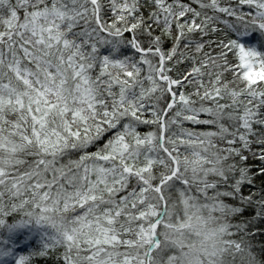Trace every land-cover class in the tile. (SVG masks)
<instances>
[{
  "label": "snow or ice",
  "instance_id": "snow-or-ice-1",
  "mask_svg": "<svg viewBox=\"0 0 264 264\" xmlns=\"http://www.w3.org/2000/svg\"><path fill=\"white\" fill-rule=\"evenodd\" d=\"M188 230L264 264V0H0V264H199Z\"/></svg>",
  "mask_w": 264,
  "mask_h": 264
},
{
  "label": "rangeland",
  "instance_id": "rangeland-1",
  "mask_svg": "<svg viewBox=\"0 0 264 264\" xmlns=\"http://www.w3.org/2000/svg\"><path fill=\"white\" fill-rule=\"evenodd\" d=\"M259 71L260 70L258 68L249 69L251 78L256 79L259 75ZM213 227L214 226H211L210 223H208L206 226L200 227L198 231L202 233H211V230ZM26 230H28V228ZM183 238L186 244H191L193 246L190 250L186 249L187 251H190L193 260H199V264H205L208 257L205 251L202 249V244L208 249V251H211V246L213 244V241L212 240H202V237L197 234V231H193V230L186 231L184 233ZM26 239L27 241L31 242L32 236L29 235ZM216 244L219 246V242Z\"/></svg>",
  "mask_w": 264,
  "mask_h": 264
},
{
  "label": "trees",
  "instance_id": "trees-1",
  "mask_svg": "<svg viewBox=\"0 0 264 264\" xmlns=\"http://www.w3.org/2000/svg\"><path fill=\"white\" fill-rule=\"evenodd\" d=\"M210 225L211 226H214L213 225V222L209 221ZM26 228L23 229V231L27 232L28 230H26ZM32 236V241H31V244L34 246V247H39L42 245L43 243V240L41 239L42 237V233H39V232H33L32 234H30ZM222 239V237H218L217 239H215V243H218L220 242V240ZM33 249L32 248H29L27 251L25 252H21L19 255H28L29 252H31Z\"/></svg>",
  "mask_w": 264,
  "mask_h": 264
},
{
  "label": "clouds",
  "instance_id": "clouds-1",
  "mask_svg": "<svg viewBox=\"0 0 264 264\" xmlns=\"http://www.w3.org/2000/svg\"><path fill=\"white\" fill-rule=\"evenodd\" d=\"M257 68L260 70L259 66H257Z\"/></svg>",
  "mask_w": 264,
  "mask_h": 264
}]
</instances>
